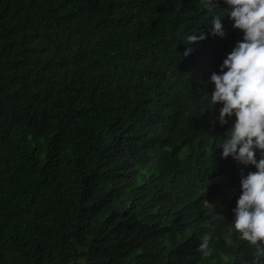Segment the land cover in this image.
Listing matches in <instances>:
<instances>
[{"label":"trees","instance_id":"1","mask_svg":"<svg viewBox=\"0 0 264 264\" xmlns=\"http://www.w3.org/2000/svg\"><path fill=\"white\" fill-rule=\"evenodd\" d=\"M225 8L0 0V264H252L232 208L255 168L220 157L209 103L242 32L184 44Z\"/></svg>","mask_w":264,"mask_h":264},{"label":"clouds","instance_id":"2","mask_svg":"<svg viewBox=\"0 0 264 264\" xmlns=\"http://www.w3.org/2000/svg\"><path fill=\"white\" fill-rule=\"evenodd\" d=\"M223 3L225 12L212 15L210 32L193 31L184 37V44H196L206 39V35L224 37L225 15L232 28L242 32L241 39L219 64V71L209 76L212 84L209 103L212 109L220 105L216 119L221 125L232 121L218 147L220 157H230L255 168L240 178V194L232 208V229L254 246L252 264H264V0H223ZM192 50L186 47L183 55ZM224 239L230 243L231 233ZM197 247L208 255L207 237Z\"/></svg>","mask_w":264,"mask_h":264}]
</instances>
